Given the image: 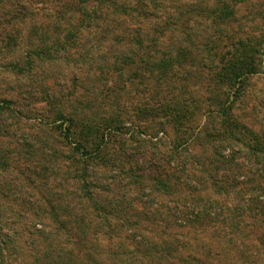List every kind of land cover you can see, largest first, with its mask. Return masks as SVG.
<instances>
[{
    "label": "rangeland",
    "instance_id": "rangeland-1",
    "mask_svg": "<svg viewBox=\"0 0 264 264\" xmlns=\"http://www.w3.org/2000/svg\"><path fill=\"white\" fill-rule=\"evenodd\" d=\"M228 38L260 65L231 89L233 117L264 138V0H0V264H47L59 252L79 264H139L151 248L172 251L149 264H238L235 245L245 264H264V219L248 215L264 202V156L246 175L245 149L214 132L216 97L228 89L206 74ZM162 62L176 76L156 75ZM69 124L88 148L81 155L92 153L85 169L56 130ZM196 135L207 139L179 161L213 162L216 183L201 170L175 191L170 153ZM160 176L171 191L157 189ZM195 205L236 227L184 223Z\"/></svg>",
    "mask_w": 264,
    "mask_h": 264
},
{
    "label": "trees",
    "instance_id": "trees-1",
    "mask_svg": "<svg viewBox=\"0 0 264 264\" xmlns=\"http://www.w3.org/2000/svg\"><path fill=\"white\" fill-rule=\"evenodd\" d=\"M134 1V0H133ZM215 13V11H214ZM213 13V14H214ZM229 15V13H227V11H223L220 10L217 12L216 18L214 20L215 24H217V30L219 33H226V32H230L231 30V23L229 24L228 21H223L224 18ZM227 38V36H225ZM262 40H264L263 38H261ZM229 43H226L225 45H223V47H228L227 52L226 53H218L215 55V63L216 66L213 70H211L210 75L206 74V77L208 78L209 82L211 84H215V86H223L225 87L226 90L225 92H221L218 94V96L216 97L217 101H215V109L213 110L212 114L217 115V117H219V123H218V131H216L214 129L215 133H218V135L220 134L221 137H225V138H229L230 141L237 143L239 142L242 145V148L245 149V155L246 157L251 160L250 162V166H248L247 164L245 165V169L243 170V172L245 171L246 175H250V173L253 171V162L256 161V164L260 163L261 157L264 156V138H260L258 136V134L252 132L251 130L247 129L244 125L239 124V122H237V120H235V118L233 117L232 114V109H233V102L229 101V93L231 94V89H234V85L238 84V83H242L246 80V78H248L249 76H252L254 74L258 73V70L260 69V65L256 62V58L255 56H252L251 58H246L243 57L242 54H240V50L242 48V42L241 41H237L234 40L233 38H228L227 40ZM185 58H182V62H180L179 60H175V64L177 65H182L183 60ZM158 65V64H156ZM157 67L156 70V75H158L159 77H168L169 76V72L171 70H168L164 67V62L160 63ZM178 73V71H173V74H170V77L176 76V74ZM239 94V93H238ZM5 104H9L6 101H3ZM189 107V106H188ZM7 108L9 109V106H7ZM187 114V110L185 111L184 115ZM174 115V110H171L170 113L167 114L168 117H171ZM175 118L179 117V115L174 116ZM106 121V120H105ZM107 121H111V120H107ZM113 124H103V122L99 123L97 127L102 128L105 127L106 128H112ZM71 124H69L68 126L65 127H57L56 130L59 133V136L69 142L70 145H75L73 146L74 148L72 149L73 152H75V154L79 155L78 160L75 158L74 162H77L79 164H81L82 168H86L87 166V162L91 161L92 157V153L88 152L87 154H85V156L83 157L81 155V153L83 154V152H80L81 150H87V146H85L83 143H81L80 141L78 142H74L73 140V132L71 129ZM94 132H97L96 130ZM97 135H99V138L102 140L104 138V134L102 132H98L96 133ZM201 135V134H200ZM207 135V134H206ZM198 139H201L202 141H205L207 138H201L199 137V135H196L194 142H185L183 143L181 146H178V148H173L171 153H170V160L173 159V162L171 165H169V173H166L168 176V183L170 182L172 186L176 187L175 191L178 189L177 186H179L178 184V180L181 179V176H184L185 179L192 177V175H197L195 173H200L201 170H203L202 173H205L204 178H206V175L208 176V180H211V183L213 182L216 183L214 180V178H216V170L213 169V171L209 170V167H213L215 168V165L213 164V162H209L207 165L203 164H198V161L196 160H188L187 162L189 163V165H192V168H197L200 171H196V172H192L190 170H187V162L186 161H179L180 158L182 157V149H185V153H188V147L191 145V148L196 146V141H198ZM82 141V140H81ZM182 147V148H181ZM181 148V149H180ZM184 158L188 157L191 158L187 155L183 156ZM223 159V158H222ZM191 161V162H190ZM170 164V163H169ZM153 168L157 169V165L153 164L152 165ZM191 168V169H192ZM238 168L235 171L234 176L235 177H242L241 174L237 175ZM154 172V171H153ZM186 173V174H185ZM85 175V172H84ZM259 177L260 180L264 181V174L262 172L259 173ZM165 178V177H164ZM195 181H197L198 184H202L203 181V177L202 175H199L198 178H193ZM207 179V178H206ZM160 182L157 181L156 179H153V182H155V186L157 187V189L159 187L164 188V190H169L171 191V188H169L170 186L167 184V182H164L163 178H161L160 176ZM250 181V179H249ZM264 183V182H263ZM177 191H180V189H178ZM195 192V190H194ZM260 195L264 196V187H262L260 189V191L258 192ZM210 205V204H209ZM191 212L182 214L181 218L184 221V223H189L192 222L193 220H196L200 217H205L204 214H202L201 208L198 206H194ZM252 211H254L255 214L252 213ZM53 213V212H52ZM215 211L213 212V214H209L206 217L209 218V220H212L214 222L219 221L220 223L218 224L220 227H223L224 225H227L230 229L228 231V233L231 234V229H234L236 227V225L234 224V221L232 217L226 216L225 218H221V214H217L216 218H214L215 215ZM53 215V214H51ZM248 215L250 216V218H252V220L254 221L256 218H262L264 219V202L263 201H256L255 203V207L248 208ZM216 219V220H215ZM259 221H257L258 223ZM214 224V223H212ZM233 227V228H232ZM221 229V228H220ZM65 232V230H64ZM66 232L69 234V232L66 230ZM231 235L226 233V237H225V241L223 243V247H224V251L222 252L224 257H227V254L229 251L228 248H231L232 250V245L230 244V242L232 243ZM239 238L240 235L238 234ZM11 240V238H10ZM172 240V239H171ZM172 242H176L174 240H172ZM241 247H237V245H235V251L237 254L238 259L240 260L238 262L241 264H245L246 261L244 259V254L242 252V250L245 248V246L243 247V249L241 250ZM157 248H154L152 251L151 249H147L145 251H143L144 253H141V257H142V261H139V264H149L144 262L145 260H147L150 256L156 255L154 257V259L157 257V260H165L166 258H168V253L172 251L171 248H169V252L168 250L166 251V253H164L162 256H158V252H156ZM136 250V249H135ZM139 252V251H136ZM245 253V252H244ZM226 255V256H225ZM58 259L63 258L62 260H58L55 258H52L51 261L49 260V262L47 264H52L53 262H56L58 260L59 263H63V264H79L78 260L79 258H74V256H72L71 258H68L65 256V253H63V255H55ZM80 256V255H79ZM171 256V255H170ZM169 256V257H170ZM225 259V258H223ZM78 260V261H75ZM229 261L228 259H226V264H234L233 262H227ZM57 262V263H58ZM151 264V263H150Z\"/></svg>",
    "mask_w": 264,
    "mask_h": 264
}]
</instances>
